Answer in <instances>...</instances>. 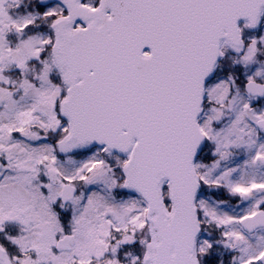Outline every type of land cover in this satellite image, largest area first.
Here are the masks:
<instances>
[{"label": "water", "instance_id": "water-1", "mask_svg": "<svg viewBox=\"0 0 264 264\" xmlns=\"http://www.w3.org/2000/svg\"><path fill=\"white\" fill-rule=\"evenodd\" d=\"M51 1L66 10L50 24L53 60L66 86L58 107L68 130L58 151L102 145L127 155L122 187L147 203L142 264H199L194 161L204 139V86L220 42L238 51L239 20L255 28L264 0H99L93 8L82 0H38ZM47 174L59 183L57 173ZM75 191L63 184L61 202ZM74 238L59 237L55 250H70ZM0 264H13L1 244Z\"/></svg>", "mask_w": 264, "mask_h": 264}, {"label": "rangeland", "instance_id": "rangeland-1", "mask_svg": "<svg viewBox=\"0 0 264 264\" xmlns=\"http://www.w3.org/2000/svg\"><path fill=\"white\" fill-rule=\"evenodd\" d=\"M96 2L84 0L91 7ZM64 12L60 2L40 5L37 0H0V243L17 264H142L149 238L147 203L136 192L122 187L125 156L100 145L66 154L57 148V141L66 132V120L58 107L65 84L50 52V24ZM260 20L259 34L248 30L244 21L239 23L248 43L236 56L246 61L243 71L238 68V58H231L232 65L229 60L222 66L208 88V97L216 105L210 102L199 119L201 131L211 135L216 144L213 153L224 144L218 127L221 121H233L231 132L238 137L233 142L245 146L249 156L246 162L253 154L247 126L254 110L240 81L224 73L230 71L242 79L264 76V10ZM226 49L224 52L232 57ZM205 159L196 160L195 167L198 174L202 171L206 182L214 167L218 173L226 164L223 158L210 162ZM234 169V176L223 173L221 178L230 182L235 177L238 182ZM49 170L57 173L59 183L49 180ZM63 182L76 188L65 205L59 195ZM162 191L166 201V187ZM208 194L205 185L196 196L204 211L202 222L209 231L203 230L197 238L198 260L201 262L198 250L203 249L204 263L215 264L207 257L213 242L216 248L227 251L226 264L252 259L264 243V236L258 234L257 239L244 242L233 219L223 222L214 217L219 214L226 218L228 210L214 207L217 203ZM218 223L226 226L215 233L214 225ZM65 233H72L75 243L71 250L57 252L56 239Z\"/></svg>", "mask_w": 264, "mask_h": 264}, {"label": "flooded vegetation", "instance_id": "flooded-vegetation-1", "mask_svg": "<svg viewBox=\"0 0 264 264\" xmlns=\"http://www.w3.org/2000/svg\"><path fill=\"white\" fill-rule=\"evenodd\" d=\"M246 26L248 30L251 29L248 28L247 23ZM259 26L260 25L250 31H253V33L255 34L256 32H258L259 34V31H257V28ZM242 39V43L244 45L239 52H236L232 50L230 46L221 43L222 56L219 59L218 63L215 65V71L207 81L205 87L206 94L202 108L203 113L205 112L204 110L208 108V104L210 102L216 105L214 100L208 97V88L210 83L215 82V80L217 79V75L221 71L222 66H224L226 62H229V60L232 65L233 63L231 58H238L237 60L240 61L239 63H237L239 65L238 68H240V72L243 71V68L245 66L244 64L246 61L239 60L243 56L236 57L237 55H240L239 53L248 44L247 41L243 38V36ZM225 48L231 51V53L233 54L232 57H230L229 54H226L224 52ZM224 74H226L229 79L234 78L238 80L237 82L240 81V85L244 89L246 98L248 99V101H251V103L249 102V107L251 110H254L253 118L250 117V127L247 126L250 131L249 149L251 148L250 150H253L252 160L250 162H246L245 159H248L249 156L246 154L247 150H245V146H243L241 142H233L238 138L235 132H231L232 125L235 126L233 121H229V119H227V122H224V120L226 119H223L221 121L222 123L218 127H220V130H222L223 134L221 135V139L224 140V144L221 145L219 151L213 153L216 144L211 138V135L208 136L203 132L205 136L204 141L202 143L203 147H201L197 161L202 160V158L204 157H206V162L223 158V163L226 164L224 165L226 166V168L222 170V172L217 173V170H215L217 169V166L214 167L211 173L207 175L206 182L205 178H203L202 171L200 172V174L197 173L200 181L199 189L200 191H202V188L205 185L208 186L209 198L214 203H217L214 207L217 206L219 209L223 207L228 210L226 218L224 216H219V214L218 216L214 215V217H216L217 219L219 218V220L223 222H225V220L233 219V221H235L234 225L237 228V232L242 234L244 242L247 241V243H249L250 241L257 239L256 236L258 234L264 236V76H255L252 78L242 79L241 75L237 76L236 74L230 71L229 73L226 72ZM237 161H239V163H237ZM234 168L237 169L238 182L235 181V177L230 182L224 178H221V175H223V173L231 174V176H234ZM197 211L199 222H201L200 233L203 230L208 231L207 227L205 226V223L202 222L204 219L203 208L198 202ZM212 221L216 222L215 219H213ZM223 225L226 226V224L222 223L215 224V233L222 232L224 230ZM215 233H212L213 235L210 234L212 241H215ZM201 236L202 235H200V237ZM212 244V247L208 248L207 250V257L210 256V258L215 261V264H226L227 254L225 253L227 251H221L219 248H216V244H214V242ZM198 252L201 260V262L199 261V264H205L202 259L203 249L198 250ZM251 257L252 259L250 258L248 261H243V264H264V243L261 245L257 254Z\"/></svg>", "mask_w": 264, "mask_h": 264}, {"label": "bare ground", "instance_id": "bare-ground-1", "mask_svg": "<svg viewBox=\"0 0 264 264\" xmlns=\"http://www.w3.org/2000/svg\"><path fill=\"white\" fill-rule=\"evenodd\" d=\"M141 199V198H140ZM141 202L143 203V201L141 200Z\"/></svg>", "mask_w": 264, "mask_h": 264}]
</instances>
